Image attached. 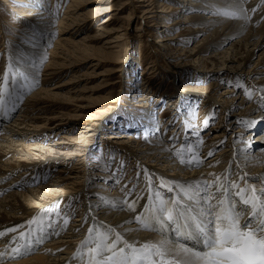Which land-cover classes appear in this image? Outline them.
Returning <instances> with one entry per match:
<instances>
[{"label": "bare ground", "instance_id": "1", "mask_svg": "<svg viewBox=\"0 0 264 264\" xmlns=\"http://www.w3.org/2000/svg\"><path fill=\"white\" fill-rule=\"evenodd\" d=\"M169 1L177 5H171L168 3ZM184 1H186V3H184ZM156 2L159 3L157 6ZM29 3L31 4V6L29 7V4L27 6L29 9H33V13H40L39 15L41 18L40 20L39 18L37 20L40 21V24L36 25L38 27V32L41 31L42 33L38 34L37 32H34L36 33V38L40 39L39 46L33 48L32 46L28 45L25 50L23 49L24 51L23 53L21 52V54H25L29 57L35 58L38 64L41 63V58L45 59V57L46 59H48V62L43 65L39 64L38 72L35 69H28V71L37 76L38 84L34 87V89L32 88V91H29L27 93L30 94L25 100L24 108H22V110H20V112L16 114L10 121L4 122L7 123L4 125V130L2 127L0 128V194L2 189L4 191V188H13L6 194V196L0 198V232H5L8 228L17 227L21 224L24 225L23 228H17L16 232H9L4 237H0V245L11 242L12 237H17V240H19V233L22 231L27 232L29 229V226L26 223L29 219L36 216L37 213H39L41 210L51 209L55 206H58V210L61 212L66 211L71 215L73 212H77V214L73 216L71 222L67 218V226L64 227L62 224L61 228L57 230L59 232V235H51L44 240V246L39 253L37 252L22 257V260L12 262L13 264H78L77 259H73V256L77 252L81 241H83L88 235L89 225V228H97L100 225L114 227L117 231L123 233L125 239L130 242L137 241L139 243H143L149 240L161 239L156 235H148L146 232L143 233L141 230L137 231L136 229H138L139 225L135 222L129 223L130 216L133 214V217H135L136 214L140 213L146 205V201L148 200V196L141 197L140 191L143 189V187H140L141 184H138V189H140L137 190V194H129L131 190L128 191V189L119 191L120 186L124 182L123 180H114L115 177L117 178L118 176H120L119 174H116L115 176H113V178L109 174L104 173V171H102L103 169L100 170L101 168L96 170V167L102 164H98L95 158H93V160L90 159L93 163L89 164V158L94 156L89 154V152L90 150H92L91 152H93V150L95 149V143L98 139V137H95L96 132L97 130H99L100 126H104L106 118L110 116L108 113L112 114L111 111H113L115 105L112 106V104H110L106 109L87 114H85L86 110H83L88 107V105L86 104L77 105L72 109V113L61 112L60 110H52V112L50 113L46 111L41 112L42 110H45V103H49L55 98H60L61 96H63L64 93L61 92L63 88L67 89L66 95H69V97H73L74 99L84 98L83 91L85 92L88 87L80 88L78 87L79 85L75 84L76 81H78V78L76 77L79 76L76 75V71L74 70L76 67H79L77 65L81 64L84 61H88L89 63H91V65H97L98 61H91L90 59L93 58H88V54L83 56L75 55V58L71 60L70 57H73V51L69 53L67 49L65 50L63 46L64 44L60 40L70 43L71 41L68 39L70 37L66 38L64 34L69 33L68 36H73L83 33V31L88 32V25L94 21L93 17H98V15L101 13V8H93V10L81 12L80 10L86 5V0H69L67 8L65 7L66 9L63 12L61 18L56 20L55 14L54 16H51L47 8L43 9V7H40V4H43V6L46 7V4L43 1L30 0ZM126 3H129V5L131 6V11L127 14V17L129 19V21H127L128 26L130 24V18L132 14L135 12H138L140 14V25L137 26L136 31H140L143 29V23L145 24L144 26H149L151 17H155L159 18V21H157L158 23H156V21L153 22V24L157 27H170L171 25L179 26V24L184 26L185 24V27H187L188 30H191L190 32L192 34L199 35L200 33H205V36L196 45L197 48L191 49L189 53H187L188 49L185 48L184 45L180 44H178L177 47L179 48L180 52L183 53H180L178 55V58L171 55V51H169L170 53L167 52V55L165 56L167 57L168 66L173 70L188 71L192 67V64L196 65L200 63L203 67H200V70H197L200 73L199 78L202 84H200V86L185 84V86L187 85L186 87L189 89L200 91V99L202 100L211 98V96H209L210 92L213 91L217 86H220L221 84L219 81L222 80L223 77H226L228 81L224 82L228 83V85L227 87H224L220 93V96L225 98V100L221 104H218V102L214 99L210 100V105L206 104L208 106L209 114L205 116V120H207V117H210L213 112L215 113L218 107L220 109L219 111L221 112V116L224 115L222 117L223 120L226 115L225 113L229 112L227 117H230L232 115V117H230L229 125L234 124L238 127L233 130V132H235V135H233L232 139L230 138L229 141L225 143V146L222 149H219L216 144L222 142V137L224 136L226 129H221V131H218V128H216L213 130V132H216L212 135L210 134V131L208 132L209 134L207 133L203 135L202 131L200 130V133L194 132L195 135L198 136H196L197 138L186 135V140L188 138L189 140H192V145L201 140L205 144L200 145V150L198 151L200 152L199 156L201 160H203V162L205 161L207 163L206 165H208L209 168L212 167L213 169H216L220 167V164L215 163H220L221 161H225L227 163L228 161L229 166L228 163L224 166H228L227 171H225V168H223L221 170V173L220 170L211 171V169H209L207 171H204L200 167L181 164L179 159L175 155V151L184 146L181 145L176 147L177 145L184 143L182 141H185V139H182V137L180 136L178 137L180 138L179 140L173 139L172 142H169L170 140H166L163 143L160 142L161 132L158 134L157 131L159 132V130H157L158 128L155 125L156 123L153 125V123L151 124L150 121V123H147L146 126L148 127L151 124L155 128V130L150 129L151 132L150 134H148L149 141H153L152 145L149 146L148 144H146L145 146H143L142 142L137 140L133 141L134 136L132 134L129 135L121 129H115L113 131V137H115L116 139H109V145L107 146L119 154L121 161H123L122 163H124V166L128 164V161L131 159V157L135 156V154H137V156L139 155L136 160L134 157L133 158L135 160V165L137 167L141 166V168H143L142 175L145 181V185L147 186L148 179L151 178V183L153 184V186H155L154 189H157L160 192L162 191V194L165 196H169L171 192H168L167 188L160 187L162 180L175 182L173 184V188L178 192L179 189L175 187L176 184H183L187 186L189 183L197 180L211 181L214 179V177L209 175L210 173L220 176L228 175L231 164V168H238L237 172L235 171L234 173V178H236L235 181L237 183L239 181L243 183L242 186L240 185L241 188L245 186V181L240 180L239 178L241 176H244L245 173L247 174L246 180H248V182H254L251 178L264 177L262 172H260L259 170H255L258 167V163L264 166V150H262L261 148L264 145V142L261 141V137L263 136L257 135V139L255 138L252 144H250V139H248L249 142L246 140V138L248 137L253 138L255 136L253 131L264 122V108L261 109V107L256 102V98L264 94L260 91L261 89H264V68L255 71L257 76L254 77H259L258 80L254 78L253 75V78L248 76L242 69L244 68L243 64L251 55L252 48H250V46L257 45L259 41L260 43L264 44V0H129L126 1ZM35 4H37L38 6H35ZM110 7L112 6H109V8L104 7L103 9H121V7ZM19 9V11H21V14L27 13L28 11V9L24 7H20ZM217 9H228L231 11H235L237 13V16L235 18H229L223 15L216 14ZM176 11L182 12L181 15H183V17L175 18L173 23L166 24V17L169 18V16L172 15L171 13H174ZM165 13H167L168 16L164 15ZM19 18L22 19L21 16H19ZM111 18V14L110 16L104 17L102 19V23L111 21ZM23 20L26 24V26H23V28L25 30H28L27 27L31 26L32 23L27 21V19L23 18ZM13 26H17V24L14 23ZM106 26L107 24L97 29H103L106 28ZM127 27L124 29L127 30ZM115 29L117 31V28ZM155 29L156 28H154V30L152 31L153 34L156 32ZM120 30L121 28L119 27L118 31ZM159 30L163 31V35H159L158 39H156L155 41L162 42L164 44V49L167 48L168 44V48H170V46H173L170 42L168 43L167 40H179L178 35H170L166 30L162 29H158V32H160ZM47 32H49L51 35L56 34L57 36L53 46L51 48L49 47L50 49L47 48L44 42H42L44 37H41L43 36L42 34H45V37L46 35L49 36V33ZM126 32L127 31H125L124 33L117 32L111 41H106L105 43H116L118 40H120V37H122L123 39L126 38V36L128 39L126 43L130 42V36ZM139 35L142 34L139 32ZM235 35L237 36V40L231 42L230 46L227 47L226 44L230 42L232 40L231 37H234ZM148 36L150 38L152 35L149 34ZM83 38L93 39L95 37H92V35H85L83 36ZM12 39L17 40L15 37H12ZM36 40L34 41L32 39L31 41L35 43ZM82 41L84 42L85 40L83 39ZM84 45L89 44L84 43ZM141 45L144 46V43ZM148 45L152 49H156L155 43L149 42ZM101 47L103 48L105 46L102 45ZM46 48L49 50H47ZM83 49L85 50V48ZM63 52H67L65 54V57L64 55H61V53ZM183 54H187L185 57L186 59H180V55ZM68 56L69 58H67ZM126 56H123L124 58H122V60L120 61H125ZM94 59L98 60L97 58ZM154 62H156V60H153L152 63H149V65L147 64L148 66L146 65L148 67V70H152V67L156 65V63ZM206 62H211L210 64H213L211 68L213 70L209 72L202 71L203 68L205 69L207 67ZM161 66L167 68L165 64ZM91 67L92 66H90V68L88 69H85L81 75H84L87 78L100 75V72L90 74L93 71ZM70 71L71 76L66 80L57 82L52 86L47 82V80L50 81V79L56 76L61 78L64 74ZM117 71H121V68L117 69ZM215 76H220L221 78L218 81L203 83L207 77L214 78ZM148 81H150V79ZM237 84L241 85V87H237ZM96 87L98 86H91V89H97ZM246 90L254 93L253 99L251 101L245 94ZM170 91L171 93H174V95L178 96V94H175L177 93V90H175L173 86ZM142 93H140V98L137 99L140 102L144 101L145 98ZM137 94L140 95L139 93ZM182 95L183 93H181V96ZM238 99L241 100L237 102ZM31 103L33 106L36 105L35 108L32 107V110L30 108ZM246 103V107H249L251 110H256L255 107H257L256 105H258L259 109L256 110L258 112H248L247 108L245 107ZM139 105H144V103H139ZM233 109L235 110L230 115V110ZM97 113L102 114L97 116ZM77 118L83 119V122L76 120ZM210 119H212V117L209 118V122ZM27 121L32 123L28 124ZM53 121H55V123L53 125H49ZM242 121H254L255 123L253 126L249 127L251 128V130L249 129L247 131V133L245 134L246 136H244L243 138V142L240 143L234 140L235 138H238L240 136L242 131L246 132L247 127L244 126ZM84 123L85 125L83 127H85V129L80 126ZM27 125H32L33 127L26 128ZM76 125H79V128L77 129H80L79 133L76 136L73 135L74 133L72 135H68L65 133L61 134V138L69 139L71 145H64L61 144L63 141L59 142L52 139L51 136L55 133H59L61 130L65 131L66 129V131H74ZM110 128V130H113L112 128L117 127L110 126ZM118 128L121 127L118 126ZM33 129H37V131H32ZM206 136L209 137L211 141L206 142ZM230 136H232V134ZM100 137H104L102 138V140L104 141L108 139H105V134H102ZM79 139H81L82 142L76 144L74 141H78ZM212 141L215 144H213ZM131 142H133V147L139 152L136 153L134 151H124V149L120 147V145H125L122 143L128 144ZM48 143H51L53 145H51L50 147H46ZM110 143L113 144L111 145ZM251 145L260 146L257 147L256 153L247 152L245 154L247 157H255V159H248V162L255 164V166L251 167V170L248 172V170L246 168H242V164L238 160H236V158H234V154L227 157L228 154L226 150H231V146H239L243 148L244 151V149H250ZM221 146L222 144L220 145V148ZM236 147H234V149H236ZM203 151L204 153H201ZM214 151H216V154L213 153ZM209 152L213 153L214 155L212 154V157L206 156ZM52 153L57 155H54ZM140 155L142 159L140 158ZM185 158L188 157L186 156ZM94 159L97 163L94 161ZM142 162L143 164L147 162L153 164L161 163L164 165L161 167L165 168L167 171H171L173 176L167 177L158 170L154 171L150 169L154 174L158 176L157 179L155 178L156 181L154 180L153 182V173L148 172L146 165H142ZM57 165H59V167L57 168V171H55V173H57V175L55 176L52 173L51 167H55ZM101 167L103 168V166ZM141 168L139 167L138 169L141 170ZM105 171L107 172V168ZM192 171H195V173L192 174ZM180 172L185 173H181V175L187 174L188 176H185L187 178L182 177L181 179H177ZM46 173L48 174L45 175ZM44 175L45 177L43 178ZM139 175L141 176L140 173ZM82 176L83 179L80 181L79 179ZM135 177V174L130 177V183H135ZM45 178L47 179L45 180ZM94 178L98 179L96 184H99L100 187H96L95 183L93 184V186L90 185ZM37 179H39V181H37ZM85 179L87 181L90 179L89 181L91 182L85 183ZM24 181L27 184L40 183V185H36L34 187L33 185H31L32 187L28 188L32 191L30 194L28 192V189L27 191L18 189V187L22 185ZM106 181L107 184L105 183ZM112 181L115 183L117 182V186L115 185L114 187H111L110 183ZM255 185H257L258 188L259 185L264 186L262 182H254V186ZM108 190L111 192V194H114V196H110ZM32 194L35 195V198L31 197ZM127 196L128 200L125 201V198ZM134 200L138 201L136 203L135 212L130 211L128 209V204L126 203ZM68 202H71L72 205L68 204ZM74 202L75 206H77V204H79L80 206L81 203L82 206L81 208H79V210L78 208L76 209V207L73 206ZM42 205H44V207H40ZM96 208H98L99 210L97 211ZM58 219L60 222L61 217H59ZM69 225L70 228L69 230H67ZM62 228L63 231L61 230ZM65 229L67 230V232H64ZM75 237H77L76 240H74ZM72 240L74 241L72 242ZM173 247H175V245ZM46 248L47 250H45ZM71 253L73 254L70 256V258L65 259V257L67 258L68 254Z\"/></svg>", "mask_w": 264, "mask_h": 264}, {"label": "rangeland", "instance_id": "2", "mask_svg": "<svg viewBox=\"0 0 264 264\" xmlns=\"http://www.w3.org/2000/svg\"><path fill=\"white\" fill-rule=\"evenodd\" d=\"M41 1H43L46 4V7H44L43 4L42 5L40 4V7H43V9L47 8L49 13L51 14V16H54V14H55L56 20L61 18L63 12L65 11V9L67 8V5L69 3V0H41ZM126 1H129V0H88V1L86 0V5L80 10L81 12H87L88 10H93V8H101L100 9L101 13L98 15V17H93L94 21L92 23H90L87 27L88 32L83 31V33H80L78 35H73V36H68L69 33H66V34H64V36L66 38L70 37L68 39L71 42L67 43L66 41H63V40H60V41L64 44L63 46H64L65 50L67 49L69 53L71 51H73V54L71 53L73 57H70L71 60H73V58H75V55L76 56H83V55L88 54L89 55L88 58H93V59H90L91 61H98L97 65H94V64L91 65V63H89L88 61H84L81 64L77 65L79 67H76L74 70V71H76L75 72L76 75L79 76V77H76V78H78L77 79L78 81H76L75 84L79 85L78 87H80V88L88 87L89 90L86 89L85 92L83 91L84 98L74 99L73 97H69V95H66L67 89L63 88L61 90V92L64 93L63 96H61L60 98H55L53 101H50L49 103H45V106H46L45 110H42L41 112L46 111V112L50 113V112H52V110H60L61 112L72 113V109L74 107H76L77 105H79V104L85 105L86 104V105H88V107L83 109V110H86L85 114H87V113H95L98 110L106 109L110 104H112V106L115 105V108L113 109V111H111L112 114L108 113L110 116L107 117L108 119L106 118V120L104 122V126L103 127L100 126L99 130H97V132H96L95 137H98V139L95 143V149L93 150V152H91L92 150H90V152H89V154L94 155V156L89 158V161H90L89 164L90 163L92 164L93 162H91V160H93V158H95L96 161L98 162V164L99 163L102 164V165H98L96 167L97 168L96 170L101 168L100 170L103 169L102 171H104V173H107L112 177L115 176L116 174H119L120 176H118L117 178L113 177L114 180L117 179V180H123L124 181L123 184L120 186L119 191H122L123 188L128 189V191H130V190H133V186L141 184L140 187H143V189L140 191V193L143 194L142 192L149 191V179H148L147 186H146L145 181L143 179V175H142L143 174V168H141V166H139L141 168V170H139L138 169L139 167H137L135 165V160L139 155L137 156V154H135V156H133L135 158V160L133 157H131V159L129 160L130 162L128 161V164L124 166V163H122L123 161H121L119 154L107 146V145H109L108 144L109 139L110 140L116 139L115 137H113V134H114L113 131L115 129H121L122 131H124L126 134H129V135L132 134L134 136L133 141H136V140L140 141V142H142L143 146H145L146 144H148L150 146L153 143V141H149V138H148V134H150V132H151L150 129L155 130V128L151 125L152 123H153V125L156 123L155 125L158 128L157 130H159V132L157 131V133L159 134L161 132L160 142H162V143L165 142L166 140L167 141L170 140L169 142H172L173 139L179 140L180 138H178V137H180V136L182 137V139L184 138L186 140V135L197 138L198 136L195 135V133H197V132L200 133L201 131H202L203 135L207 134L209 131H210V134L212 135L216 132V131L213 132V130L216 128H218V131H221V129H226L225 134L222 137V142H219L216 144L219 149H222L225 146V143L228 142L230 138L232 139L233 135H235V132H233V130L235 128H237L238 126H235L234 124L229 125L230 117H232L231 114L234 112L235 109L230 110V115H231L230 117L229 116L227 117L229 112L225 113L226 115H225L224 120H223L222 117L224 115L221 116V112L219 111L220 109L218 107H217L215 113L213 112V114L210 117H207V120H209V118L212 117V119H210V122L208 121L207 126H205V124H204V121L206 118L205 116H207L209 114V110H208V106H207L208 104L210 105L209 101L214 99L218 102V104L219 103L221 104L225 100V98L220 96V93H221V90L224 87H227V85H228V83L224 82V81H228L226 77H223L222 80L219 81L221 84L220 86H217L213 91L210 90L211 92L209 91L210 92L209 96H211V98H208L207 100H202V99H200V96H201L200 91H197L195 89H189L186 86L187 85H192V86L198 85V86H200V84H202L200 82V78H199L200 73L198 72L197 69L200 70V67H203V66L200 63L196 64V65L192 64L191 65L192 67L188 71L173 70V69H171V67L168 66L167 57L165 56V55H167V52L171 51V53L170 52L169 53L171 55H173L174 57L178 58V55L180 53H183V52H180L179 48L177 47V45L180 44V45H184L185 48L188 49L187 53H189L191 49L197 48L196 45L205 36V33H202V34L200 33L199 35L192 34L190 32L191 30H188L187 27H185L186 26L185 24H184V26L179 24V26L171 25L170 27H157L156 25L153 24V22L156 21V23H158L157 21H159V18H155V17H151L150 22H149L150 23L149 26L148 25L144 26L145 24L143 23L142 24L143 29L140 31H136L137 26L140 25V21H139L140 20L139 19L140 14L138 12L133 13L131 18H130V24L128 26L127 21H129V19L127 17V14L131 11V6L129 5V3L127 4ZM29 2H30V0H26V1L25 0H0V76H2L6 70L9 55L11 54L14 57L20 56L21 52L23 53V51L25 50V48L28 45L32 46V43H34V42L31 40L33 39L35 41L37 39L36 36H35V38H33L32 33H34V32H37L38 34L42 33L41 31L38 32V29H37L38 27L36 25V24H40L39 23L40 21H37L38 18H39V20L41 18L39 15L40 13L39 14L33 13L32 12L33 9L28 8V6L29 7L31 6V4ZM35 3H36V1H35ZM168 3L171 5H177V4H174L173 2H170V1ZM184 3H186V1H184ZM158 4L159 3L156 2V6ZM36 5L37 4H35V6ZM109 6H112L110 8L121 7V9H103L104 7L109 8ZM20 7L27 8L28 9L27 13L21 14V11H19ZM110 14L112 16L111 21L102 23L103 22L102 19L106 16H110ZM171 14L172 15L169 16V18L166 17V20L164 19L167 22L166 24L173 23L175 18H178V17L182 18L183 17V15H181L182 12H179V11H176L174 13L172 12ZM133 15H134V18H133ZM164 15L168 16L167 13H165ZM19 16H21L22 19H20ZM23 18L27 19V21L32 23L31 26L27 27L28 30H25L23 28V26H26ZM14 23L17 24V26H13ZM106 24H107L106 28L97 29V28L102 27ZM119 27L121 28L120 31H118ZM126 27H127V30L124 29ZM115 28H117V31ZM154 28H156L155 29L156 32L153 34L152 31L154 30ZM158 29L166 30L170 35H172V34L178 35L179 40L178 41H175L172 39L167 40L168 43L170 42L173 46H170V48H168V46H169V44H168L167 48L164 49V47H163L164 44L162 42L155 41L156 39H158L159 35H163V33H162L163 31L159 30L160 32H158ZM28 31H30V32H28ZM125 31H127L126 33H128V35L130 36L129 37L130 42L126 43V41L128 39H127V36L125 35L126 38H123L124 40L122 39V37H120V40H118L116 43L115 42L105 43L106 41H108V42L111 41L117 32L118 33H122V32L124 33ZM139 32L142 35H139ZM47 33H49V32H47ZM63 33H61V34H63ZM148 33L152 35L151 36L152 38L151 37L149 38ZM42 35L43 36H41V37L42 38L44 37L42 42H44V44H46L47 48H49V47L51 48L56 41V37H57L56 34L51 35L49 33V36L46 35V37H45V34H42ZM85 35H92V37H95V38L85 39V38H83V36H85ZM47 36L49 39L47 38ZM12 37H15L17 40H13ZM83 39L85 40L84 42L82 41ZM231 39L232 40L226 44L227 47L230 46L231 42L237 40V36L235 35L234 37H231ZM148 40H150V41H148ZM149 42L155 43L156 49L155 48L152 49L148 45ZM84 43L89 44V45H84ZM143 43H144V46L141 45ZM126 44L128 45V47ZM102 45L105 47L102 48L101 47ZM83 48H85V50ZM250 48H252L251 55L249 56L248 60L243 64L244 68H242V69L244 70V72L248 76L253 78L254 76H257V74L255 73L256 70L264 68V66H263V64H264V44L260 43V41H259L257 45H251ZM49 49H47V50H49ZM172 51H173V53H172ZM150 52H152V53H150ZM66 53L67 52H63V53H61V55H64V57H65ZM142 54H143V56H142ZM186 55L187 54L180 55V59L181 58L186 59L185 58ZM123 56H126L125 61H120V60H122V58H124ZM67 58H69V56ZM94 58H97L98 60H95ZM153 60H156V62H154V63H156V65L154 67H152V70L151 69L148 70L147 66L149 65V63H152ZM47 62H48V59H46V57H45V59H43V62L39 63V64L43 65ZM210 63L211 62H208V63L206 62L207 67L205 68L206 70L204 68L202 69L203 72H205V71L209 72V71L213 70V69H211L213 64H210ZM163 64H165L167 68L161 66ZM90 66H92L91 68L93 70L90 74H95L97 72H100L99 73L100 75H97L96 77H90V78L89 77L87 78L86 76L81 75L82 72L85 69L90 68ZM186 66H189V65H186ZM120 68H121V71H117V69H120ZM170 69H171V71H170ZM252 75H253V77H252ZM70 76H71V71L64 74L63 77H61V78L56 76V77H53L52 79H50V81L47 80V82L49 83V85L52 86V85L56 84L57 82H61L62 80L68 79ZM148 77H149L150 81H148L149 80ZM36 78H37V76H36ZM220 78H221L220 76H215L214 78L213 77H207L203 83H210L211 81H218ZM254 78H256L257 80L259 79V77H254ZM182 84H183V87H182ZM185 84H187V85L185 86ZM91 86L92 87L98 86V87H96L97 89L93 90V89H91ZM172 86L174 87L175 90H177V93H175V94H178L179 97L177 95H174V93H171L170 90H171ZM137 93H139V94L142 93V95L145 97L144 101L140 102L137 100L141 96V94L138 95ZM181 93H183L182 96H181ZM72 94H74V93H72ZM240 100L238 99L237 102ZM32 103L30 105L31 110L33 109L32 107H34V108L36 107V105L33 106ZM139 103H142V104L144 103V105H139ZM135 104H137V105H135ZM24 106L25 105H23L22 108H24ZM246 106H247V103L245 104V107ZM256 106L257 107H255V109L256 110L259 109V106L258 105H256ZM219 107H221V106H219ZM22 108H21V110H22ZM51 108H54V109H51ZM242 108H244V107H242ZM246 108H247L248 112H250V113L258 112L256 110H251L249 107H246ZM261 109H263V108H261ZM85 114H83V115H85ZM100 114H102V113H97V116H99ZM76 120L83 122V119H81V118L80 119L77 118ZM55 121H53L49 125H53L55 123ZM149 121L151 122V124L147 127L146 125H147V123H150ZM27 123L31 124L32 122L27 121ZM5 124H7V123L3 122L0 126V128L2 127L4 130ZM84 125H85V123L83 125L81 124L80 126L83 127ZM86 125H87V122H86ZM110 126H115L117 128H112L113 130H110L111 129ZM118 126H120L121 128H118ZM32 127H33L32 125H27L26 128H32ZM77 128H79V125L78 126L76 125V127L74 128V131H66V129H65V131L61 130L59 133H55L51 137H52V139H54V141H59V142L63 141L61 144L71 145L69 139L61 138V134L65 133L68 135H72L74 133L73 135L76 136L80 131V129H77ZM83 128L85 129V127H83ZM249 129L251 130V128L247 127L246 132L242 131L240 136L238 138H235L234 141L242 143L243 138H244V136H246L245 134L247 133V131ZM32 131H37V129H33ZM102 134H105L106 135L105 139H107V138L108 139L105 141L102 140V138H104V137H100ZM231 134H232V136H230ZM256 134L259 136L261 134V131L256 133ZM256 134L253 138L248 137V138H246V140L248 141V139H250V144H252L253 141L255 140V138L257 137ZM261 136H263V135H261ZM175 137H177V138H175ZM192 137H191V139H192ZM73 138H75V137H73ZM206 139H207L206 142L211 141L209 139V137H207V136H206ZM188 140H189V138H188ZM74 142L76 144H79L82 142V140L79 139L78 141H74ZM182 142H184V141H182ZM182 142H180V143H182ZM191 143H192V140L189 141V144H191ZM212 143L215 144L213 141H212ZM122 144H125V145H120V147H122V149H124V151H132V152L134 151L136 153L139 152L137 149H135L133 147V145H132L133 142L128 143V144L127 143H122ZM221 144H222V146L220 148ZM51 145H53V144L48 143L46 147H50ZM175 145H176V143H175ZM259 146L258 145H253V146L251 145L250 149H244V151H243V148H241L239 146L238 147L231 146V148H230L231 150H226V152L228 154L227 157L234 154V156H235L234 158H236V160H238L242 164V166H243L242 168H246L249 172L251 170V167L255 166V164L248 162V159L249 158L255 159V157H253V156L247 157L245 154L247 152L256 153L257 152L256 149ZM234 147H236V149H234ZM262 150H264V149L262 148ZM216 151H218V150H216ZM216 151H214L213 153H215ZM201 153H204V152H201ZM52 154H54V153H52ZM54 155H57V154H54ZM206 156L210 157L209 155H206ZM102 157H104V158H102ZM140 158H141V155H140ZM223 158H225V157H223ZM95 159H94V161H95ZM213 162H212V164H213ZM227 163H228V161H227ZM227 163L225 161H221L220 163L219 162L215 163V164H220V167H218L216 169H213L212 167H210V168L208 167V170L209 169H211V171L212 170H220V172H221V170L223 168H225V171H227L229 163H228V166L224 167L225 164H227ZM144 164L146 165L148 172L153 173L152 170H154V171L158 170V171L162 172L164 175H166L167 177L173 176L171 171H169V170L167 171L165 168L161 167V166H164L161 163L160 164H153V163L147 162ZM144 164L142 162V165H144ZM150 164H152V165H150ZM101 166H103V168ZM231 166H232V164L230 165V169L232 172H235L238 170V168L233 169V168H231ZM257 166L258 167L255 170H259L264 175V166L260 165V163H258ZM58 167H59V165H57L55 167L54 166L51 167L52 173L55 176L57 175V173H55V171H57ZM106 168H107V172L105 171ZM150 169H152V170H150ZM203 170L207 171L205 169H203ZM197 172H200V171H197ZM139 173L141 174V176L139 175ZM181 173H183V172L179 173V177L177 179H181L182 177L187 178V177H185V176H188L187 174L181 175ZM191 173L193 174V173H195V171H192ZM47 174L48 173H46L45 175H47ZM133 174H135V176H136L134 184L130 183V181H131L130 177ZM183 174H185V173H183ZM45 175L43 176V178L45 177ZM231 177L232 178L234 177L233 174H231ZM155 178L157 179L158 176L153 173V177H152L153 182H154V180L156 181ZM82 179H83V176L79 180L81 181ZM89 180L87 181L85 179V183L91 182ZM93 180H92V183H90V185H92V186L94 183L96 184L98 179L94 178ZM107 181L105 182L106 184H107ZM110 184H111V187H114L115 185L117 186V182L115 183L112 181ZM31 185H33V187L36 185L39 186L40 183H38V184H31V183L27 184L24 181L23 184L18 187V189L23 190V191H27V189L29 187H32ZM255 186L257 187V185H255ZM96 187H100V185L96 184ZM154 188H155V186H153V189ZM12 189L13 188L4 189V191L2 192L3 195L1 194L0 198L6 196V194L9 191H11ZM257 189H258V187H257ZM28 192L31 194L32 191L28 189ZM108 192L110 193V196H114V194H111V192L109 190H108ZM131 193L137 194V190H135L133 192L131 191ZM116 195H117V193H116ZM31 197L35 198V195L32 194ZM90 197H92V196H90ZM127 200L128 199L126 197L125 201H127ZM68 204H71V202H68ZM68 206H70V205H68ZM73 206L76 207V209L78 208V210H79V208H81L82 205L80 203V206H79V204H77V206H75V202H74ZM40 207H44V205H42ZM62 208H64V207H62ZM96 209H97V211L99 210L98 208H96ZM67 214L70 215V222H71L73 216H75L77 214V212H73L72 215L69 213H67ZM133 220H134V217L132 214L130 216L129 221H133ZM89 226H88V229H89ZM69 228H70V225L68 226L67 230H69ZM67 230L65 229L64 232L65 231L67 232ZM141 231L143 233L146 232L148 235H156L157 237L161 238L156 233L150 234L147 231H144V230H141ZM70 234H72V233H70ZM76 238L77 237H75L74 240H76ZM74 240H72V242ZM151 241H156V240H151ZM63 252H64V250H63ZM72 254L73 253L68 254V257L67 258L65 257V259L70 258V256ZM77 263L81 264V261L79 259H77Z\"/></svg>", "mask_w": 264, "mask_h": 264}, {"label": "snow or ice", "instance_id": "3", "mask_svg": "<svg viewBox=\"0 0 264 264\" xmlns=\"http://www.w3.org/2000/svg\"><path fill=\"white\" fill-rule=\"evenodd\" d=\"M216 14L229 18L237 16L235 11L228 9H217ZM35 36L33 33V38ZM38 46L39 39L32 43L33 48ZM28 69L38 72L39 64L35 58L25 54L9 55L6 70L0 76V115L8 116L25 91H31L38 84L36 75ZM236 86L241 87L239 84ZM260 91L264 93V89ZM245 94L250 101L253 99V92L246 90ZM256 102L264 108V94L258 96ZM242 123L251 127L255 122ZM204 124L207 126L208 120ZM201 143L202 140L195 145L186 142L176 150L180 163L201 166L203 160L198 151ZM212 154L208 153L209 156ZM209 175L214 179L193 181L187 186L176 184L179 191L174 197L153 190L149 178L147 204L129 223L135 222L139 225L137 231L154 232L161 239L130 242L114 227H90L73 259H79L81 264H264V186L259 189L254 186V182L264 184V177L251 178L254 182H248L245 173L239 178L245 181L241 188L228 175ZM174 183L162 180L160 187L173 192ZM137 202H126L128 209L135 212ZM60 216L58 206H55L41 210L29 219L26 222L28 231L19 233L21 242L11 248L10 254L24 255L49 236L59 235L56 228L61 225L54 217ZM62 224L67 226V218ZM23 227L21 224L8 228L0 232V237ZM12 241L16 242L17 237H12ZM6 254L7 249L0 251V264Z\"/></svg>", "mask_w": 264, "mask_h": 264}]
</instances>
